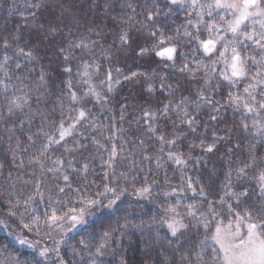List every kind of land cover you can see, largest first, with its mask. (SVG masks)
Instances as JSON below:
<instances>
[{"label": "trees", "instance_id": "16d2710c", "mask_svg": "<svg viewBox=\"0 0 264 264\" xmlns=\"http://www.w3.org/2000/svg\"><path fill=\"white\" fill-rule=\"evenodd\" d=\"M34 2L35 0H0V41L4 38L11 40L19 27L18 46L24 47L26 51L32 49L36 55V59L32 61L16 57L17 46L14 45L8 50V55L12 57L9 61L11 79L5 78L0 71V80H5L9 85L8 92L0 86V115L5 117L0 119V221L3 222L0 223V264H16L17 260L20 264H55V253H50L46 261L39 256L40 248L55 246L54 240L44 235L46 229L43 225L39 229L40 235H36L35 230L28 232L23 228L21 219L24 223L32 224V215L43 216L46 210L51 211V207L58 210H66L69 205L79 207L78 202L84 197L104 200V203H107V200L99 195L104 191L101 186L103 184L125 189L124 195L111 212L100 206L98 210L93 209V215L86 218L88 223L85 227L70 232L62 239L61 255L69 264L73 259L77 264H88L91 257L87 250L73 257L72 247L75 246L79 252L78 241L85 239L94 250L100 243L102 233L114 229L111 247L99 258L98 264H121V261L124 264H161L163 257L160 253L170 257L171 248L174 247L167 243V230L161 226L162 219L172 215L166 209L175 206L183 214L186 212V206L195 201L198 204V215L199 212L206 213L208 202L199 196H193L187 187L189 179L194 186L199 179L200 183L205 185L209 199H218L219 195L223 194L219 185L225 180L229 170H232L233 185L241 183L236 179L235 170L246 162L250 155L249 144L255 143V138L243 131L240 127V113L234 112L227 103L229 88L226 82H221L220 87L213 85L209 88L211 98L217 103L208 106L200 102L196 95L204 83L205 68L196 71V78L191 79L193 73L181 74L165 67L171 62L161 60L154 52L145 56L136 55L140 47L151 49L163 35L165 38L171 37L170 41L166 39L163 46L168 43L176 45L178 51L187 56V61L182 57L177 58L178 66L187 62L195 69L197 61L210 65L208 58L194 50L195 43L183 36L185 28L196 35L195 29L186 24L187 13L180 10L170 13L168 0H41L44 6L39 10L28 7L29 3ZM129 4L132 8H129ZM148 11H159L160 15L149 21L146 19ZM32 12H36V15H30ZM192 19L195 20L194 12ZM52 27L58 29L55 36L48 35V30ZM177 28L179 33L175 31ZM153 31L156 36L150 35ZM122 33H127L129 37L127 44H122L119 39ZM206 35L207 32L202 28L201 38ZM80 38L98 43L90 54L82 49H73L66 62L59 49L67 48L69 40L75 42ZM105 51L110 53L111 60L105 59L102 54ZM3 59L4 50L0 46V64ZM93 59L101 65L98 75L95 69H88L93 74V82L104 78L111 65L113 79H119L120 83L113 85L111 93L104 90L108 97L106 104L103 100L97 103L89 99L81 100L75 105L86 107V120L77 126L72 136L66 137L60 144H52L45 156H40L46 138L38 133H41V130L43 133H54L61 119L60 104L54 103L58 96L63 104L65 123L72 122L68 117L70 98L61 95L60 91L63 88L61 81L69 78L63 71L64 67L72 68V90L79 96L86 86L78 82L76 73L78 70H84L85 61L91 62ZM17 60L22 65V71L15 68ZM116 67L122 70L121 73L115 72ZM222 67L220 64L216 65V79H219L218 74ZM42 71L46 74L48 89L56 90L50 96H41L38 101L37 97L45 91L39 87L38 78ZM131 72L163 74L167 77L168 84L175 85L179 81L181 87L175 95H171L167 89L159 87V76L152 79L138 76L132 80H124L123 77ZM149 83L156 85L152 92L147 90ZM64 91L67 92V89L64 88ZM13 95L28 97L31 108L25 106L24 114H35L39 109L46 113L47 120L35 115L31 124L26 123L22 131L18 123L13 128L17 117L22 115L20 112L11 117L7 115L4 97L11 98ZM181 96L189 98L185 107L189 115L194 116L197 121L194 125L195 132L187 125H181L178 118L183 112L175 106L180 102ZM168 101H172L173 107L165 116L161 109ZM197 103H200L199 108ZM221 105L223 107H220ZM217 107L219 112L214 110ZM122 111L124 118L121 120ZM145 111L155 113V116L146 118ZM212 115L217 118L210 119ZM53 120L56 125H53ZM113 122L115 128L112 127ZM248 122L251 125V120ZM150 125L156 128L155 134L147 132ZM29 134L33 135L34 144L27 140ZM159 134H164L166 141L176 138V144L165 143L161 152V142L155 138ZM214 134L224 139L216 141L211 153L204 151L207 145L213 143ZM93 140L99 141L102 146L94 144ZM75 141H80L86 147H80ZM113 146L117 155L110 168L103 161L108 159ZM256 150L264 156V143L256 144ZM169 151L182 154L187 164L178 165L174 158L169 159ZM145 156L151 159H144ZM57 159L63 164H55ZM158 159L161 167H157ZM84 163L89 164L87 178H84L81 172ZM50 168L58 171L50 172ZM251 174L250 169V177ZM64 175L69 176L71 188H65V193L58 194L57 185L65 187ZM210 178L213 181L211 185L208 184ZM144 184L151 186V193L141 197L136 194V190ZM251 184V179L244 182V187H248L250 192ZM37 185L43 193V200L36 196ZM77 187L82 188V193L78 194L72 190ZM234 190L238 189L234 187ZM29 197L35 199L34 212L25 211L24 202ZM254 202L258 201L256 195L252 194L249 203ZM216 207L219 209L220 205L217 204ZM11 212L16 215H11ZM125 214L128 220L126 227ZM191 219L183 216L185 223ZM229 219L227 215L224 216L225 223ZM211 227H215V222ZM194 232L195 228L191 227L186 234ZM90 235L95 239H89ZM17 236L34 242L39 240L37 250L33 251L27 245H21L16 239ZM203 236L201 232L197 239H203Z\"/></svg>", "mask_w": 264, "mask_h": 264}, {"label": "snow or ice", "instance_id": "6c2138e0", "mask_svg": "<svg viewBox=\"0 0 264 264\" xmlns=\"http://www.w3.org/2000/svg\"><path fill=\"white\" fill-rule=\"evenodd\" d=\"M169 9L171 13L174 10H180L187 13L186 24L195 29L196 35L188 28H185L183 32L184 37L190 38L196 45L195 51L202 53V55L210 60V65H205L203 61L196 62V68L193 69L189 63L184 62L182 66L176 64L178 57H182L187 61V56L178 51V47L171 43L165 45L166 39L171 40V37L165 38L163 35L160 37L157 43L153 44L152 48L140 47L139 51L136 52L137 56H145L150 52H154L156 57L161 60L171 62L165 65V67L171 68L181 74L193 73L190 77L195 79L194 73L199 71L201 68H205V78L203 85L197 90L196 95L198 100L205 105L213 106L214 102L211 98L209 88L215 85L216 87L221 86V82H226L228 85L227 92V103L231 106L234 112H238L241 115L240 127L245 133H250L255 138V143L249 144V153L246 162L243 166L237 168L236 179L241 183L233 185L232 170H229L225 180L219 185V190L223 193L219 195L218 199H209V193L205 191V185L201 184L199 179L196 181V186L189 179L187 183L188 189L193 193V196H199L208 202V211L199 212L198 215V204L194 201L186 206V212L181 214L175 206H169L166 209L167 212L172 215L162 219L161 226L167 230L165 239L171 248V256H164L163 252L160 255L163 257L161 264H264V156L256 150V144L264 143V0H168ZM44 5L41 0H35L34 3H29L28 7L39 10ZM129 8L132 5L129 4ZM134 10V9H133ZM195 13V20L192 19V13ZM35 16L36 12L30 13ZM159 11L153 12L148 11L146 19L149 21L154 20L155 17L159 16ZM167 15V13L165 14ZM205 17L208 19L206 20ZM27 17H25V20ZM207 32V38H201V29ZM19 27L16 29V35L11 40L4 38L0 41V46L4 50L3 63L0 64V71L8 80L11 79V73L9 71V61L12 59L8 55V50L16 45L15 55L16 57H24L29 61L35 60L36 55L32 49L25 50L24 47H19ZM179 33V28L175 30ZM58 29L52 27L48 30L49 36H55ZM151 36H156V32L150 33ZM122 44L129 42L127 33H122L119 37ZM97 41L85 40L80 38L75 42L69 40L67 48L61 47L59 52L63 55L64 60L67 62L72 55L73 49H82L86 53H92L94 46L97 45ZM102 47V46H101ZM105 59L111 60L112 56L108 52L102 53ZM222 65V69L219 71V79H216V65ZM15 68L22 71V65L19 60L15 62ZM89 68L95 69L97 75L100 73L101 65L97 63L95 59L91 62L85 61L83 63V71H77L76 76L78 82L84 86L82 95H79L73 91L72 82V68L65 66L63 71L68 74L69 78L61 81L63 88L60 89L61 95H66L70 98V105L68 108V117L72 121L71 123H65L63 119V104L58 96L54 103L60 104L61 107V119L59 120L58 126L55 132L52 134L41 133L46 138V142L42 145L40 150V156H45L49 151L52 144H60L65 141L66 137L72 136L73 132L77 129L88 116L86 107H75L81 100H95L100 103L102 100L107 103L108 97L104 94L106 89L108 93L113 91V85L119 84V79H113L112 66L110 65L104 78L98 79L93 82L92 73L88 71ZM119 67L115 68L117 74L121 73ZM138 76H143L146 79H152L159 76L161 89H167L171 95H175L179 91L181 85L179 81L175 85L168 84L167 77L163 74L152 73L147 74L144 72H131L130 75L123 77L124 80H132ZM19 79V77H17ZM27 79V78H26ZM40 85L45 89L37 100L41 96H50L52 90L48 89V81L46 74L42 71L39 75ZM0 86H3L5 92L9 91V85L5 80H0ZM39 87L37 91L39 92ZM156 87L155 84L149 83L147 90L152 92ZM67 89V92L64 91ZM188 97L181 96L180 102L175 106L183 112L182 116H179L181 125H187V127L195 132L196 128L194 125L197 123L194 116H190L187 108L185 107ZM4 101L7 107L8 117L16 115L20 112L22 115L17 117V120L13 124L15 128L16 124H19L21 131L24 129L25 124H31L35 119V115H40L47 120V115L41 112L39 109L36 113L24 114L23 109L25 106L31 108L27 96H8L4 97ZM173 105L172 101H168L163 104L161 111L165 116L171 111ZM200 107V103H197V108ZM220 107H223L221 105ZM219 112V107L214 109ZM155 113L150 111L144 112V117L153 118ZM5 117L0 115V119ZM124 118V112L120 113V119ZM217 117L212 115L210 119L215 120ZM251 120V125L249 124ZM53 125H56V121H52ZM115 128V122L112 125ZM13 129H10L12 131ZM174 131H176L174 129ZM147 132L156 133V128L149 126ZM58 134V138H57ZM161 142L160 151L163 152V145H175L176 138L165 140L164 134L155 136ZM11 139V137H9ZM219 139L224 137H216L214 134L213 143L207 145L204 151L211 153L215 148V143ZM27 140L32 144L35 143L33 135L29 134ZM94 144L100 145L99 141L93 140ZM80 147H86L81 144L80 141H75ZM143 143V141H141ZM203 144V141H201ZM19 146V145H17ZM239 147V145H237ZM66 151L67 146L65 145ZM27 149H25L26 151ZM231 151V150H229ZM116 148L113 146L108 159L103 161L112 167L116 159ZM169 159H175V163L178 165H186L187 161L182 158V154H177L169 151L167 153ZM144 159L150 160L151 157L145 156ZM57 165H62L63 162L57 159L55 162ZM71 166V162H69ZM2 167V165H0ZM43 167V164H41ZM157 167H161L159 159L157 160ZM89 164L84 163L81 172L84 178H87ZM252 170L251 177L249 170ZM75 171V169H73ZM49 171H58V169H49ZM107 175V173H106ZM183 179V177H182ZM251 179L252 184L251 192L248 187H244V182ZM63 180L65 187L57 185L58 194L65 193V188H71L69 176L64 175ZM213 183L212 179L208 180V184ZM104 189L100 196L107 200H98L96 198L84 197L79 200V207L67 206L66 210H58L56 207H51V211H45L43 216L32 215V224L24 223L23 228L28 232L35 230L36 235H40L39 229L43 225L46 229L44 235L49 236L54 240V247L49 248L44 246L39 249V256L45 261L49 257L50 253H55L56 261L55 264H69V261L61 255V244L63 240H57L52 237L53 231L59 230L63 233V236H67L69 232L73 230L83 228L87 225L88 221L86 217L93 215V209L98 210V206L107 209L111 212L116 206L117 201L120 200L121 196L124 195L125 189L118 187H111L108 184L101 185ZM87 187V186H84ZM238 189V190H234ZM197 188L199 191H197ZM258 189V190H257ZM76 193H82V188L77 187L72 189ZM151 193V186L144 184L142 187L136 190V194L141 197H146ZM110 194V195H109ZM255 194L258 202L249 203L250 197ZM36 196L43 200V193L40 191L39 185L36 188ZM51 201V197H49ZM59 203V202H57ZM25 211H35V199L29 197L24 202ZM220 205L217 209L216 205ZM238 209H242L239 211ZM11 215H16L15 212H11ZM23 215V214H22ZM230 217L228 222L225 224L224 216ZM183 216L191 217L192 219L185 223ZM125 227L127 226V214H125ZM215 222V227L211 225ZM0 223H3L0 221ZM194 227V233H188V229ZM114 229L104 231L100 236V243L94 248L89 245L85 239L78 241L80 251H77L75 246L72 247L71 251L73 257L79 255L80 252L87 250V254L91 257L88 264H98L99 258L106 254V250L111 247L113 239ZM203 232V239H197V237ZM16 239L21 245H27V247L37 250V245L40 243L39 240L32 241L26 237L17 236ZM89 239H95L94 236H89ZM206 254L207 257H206ZM16 264H20L17 260ZM71 264H77L75 259L72 260ZM121 264H124L121 261Z\"/></svg>", "mask_w": 264, "mask_h": 264}, {"label": "rangeland", "instance_id": "374dc122", "mask_svg": "<svg viewBox=\"0 0 264 264\" xmlns=\"http://www.w3.org/2000/svg\"><path fill=\"white\" fill-rule=\"evenodd\" d=\"M205 19L207 20L208 18L205 17ZM208 34L206 35L205 38H207ZM87 218V217H86ZM226 224V223H225ZM74 231V230H73ZM72 231V232H73ZM70 233V232H69ZM68 233V234H69ZM52 237H55L57 240H61L63 239L65 236H63V233H61L59 230H56V231H53L52 234H51ZM48 238L51 240V238L48 236ZM52 243V242H51Z\"/></svg>", "mask_w": 264, "mask_h": 264}]
</instances>
